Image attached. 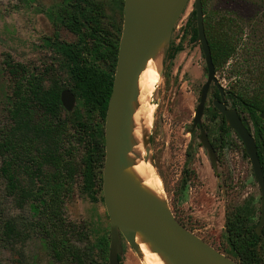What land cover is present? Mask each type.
I'll use <instances>...</instances> for the list:
<instances>
[{
	"label": "trees",
	"instance_id": "16d2710c",
	"mask_svg": "<svg viewBox=\"0 0 264 264\" xmlns=\"http://www.w3.org/2000/svg\"><path fill=\"white\" fill-rule=\"evenodd\" d=\"M260 2L264 7V0ZM203 6L206 34L217 71L236 57L239 50L244 51L230 69L240 88L230 90V97L244 121L249 118L255 126L264 166V118L261 116L264 75L251 78L248 68L264 55V9L259 16L246 21L235 13L218 16L210 12L206 0ZM196 15L194 9L193 20ZM106 17L104 4L98 0L61 3L54 17L56 24L77 36L76 41L65 42L56 31L51 42L55 62L68 75L66 83L59 75H53L51 68L33 72L14 61L10 54L5 58L13 92L8 105L9 121L0 127V181L4 183V196L11 197L19 208L28 206L32 214L30 219L20 221L6 214L5 205L0 202V237L18 252V264H25L23 248L34 234L46 241L58 261L71 259L76 264H89L88 247L78 244L85 241L84 228L67 219L65 205L74 192L78 174L93 199L94 187L98 182L103 185L105 122L122 36V26L107 21ZM196 20L194 40L198 38ZM247 27L251 31L244 40ZM181 47L173 46L169 57H174ZM100 63L107 64V68ZM65 87L79 101L71 113L61 100ZM246 124L251 130L249 123ZM222 128L226 132L225 121ZM79 147L83 148L80 163L77 161ZM253 212L247 205L228 210L226 215V238L241 264H262L264 259V227L258 234L257 223L252 221Z\"/></svg>",
	"mask_w": 264,
	"mask_h": 264
},
{
	"label": "rangeland",
	"instance_id": "374dc122",
	"mask_svg": "<svg viewBox=\"0 0 264 264\" xmlns=\"http://www.w3.org/2000/svg\"><path fill=\"white\" fill-rule=\"evenodd\" d=\"M98 1L104 4L107 21L123 29L124 0ZM62 2L0 0V127L9 121L8 105L13 92V81L5 63L7 54L14 61L38 72L49 66L56 55L51 46L56 31L62 41L77 40L74 33L57 25L54 19ZM206 3L208 10L218 16L235 13L246 21L259 16L264 9L260 0H206ZM194 4L195 0L187 4L174 27L171 40L160 51L151 69L154 75L150 76L143 104H154V120L145 135L143 152L136 144L133 157L138 161L136 168L139 175L144 174L148 165L157 173L160 189L163 190L161 194H164L162 198L185 227L237 260L226 238L227 211L238 206L244 208V204L250 202L255 211L253 221H259L261 188L245 146L235 133L217 150L218 163L214 169L208 150L200 140L199 129L194 133L190 131L201 89L207 80L201 43L192 39L196 20L192 19ZM250 31V27L245 29L244 40ZM176 45H182L181 49L174 57H169L171 48ZM243 52L239 50L236 57L217 71L218 80L226 90L240 89L236 77L230 75V69ZM100 65L107 68L105 63ZM248 68L251 78L264 75V55L256 58ZM58 73L66 83L67 73L64 70ZM214 94L212 85L207 106L212 105ZM228 102L231 104V99ZM78 104L77 99L76 106ZM247 121L254 130L252 120L247 118ZM203 122L211 139L218 136V122L210 113L205 112ZM82 155L83 148L79 147L78 163ZM3 187V181H0V202L5 205L6 214L20 221L30 219L32 214L29 207H17L11 197L4 196ZM93 194L94 199L85 191L83 177L78 174L74 192L65 205V215L69 221L84 228L85 241L78 244L82 248L88 247L89 264H109L111 221L104 202L103 185L98 182ZM121 241L122 264H143L138 252L122 234ZM23 250L25 264H76L71 259H55L46 241L38 234L27 241ZM19 257L18 252L0 237V264H18Z\"/></svg>",
	"mask_w": 264,
	"mask_h": 264
},
{
	"label": "water",
	"instance_id": "95a60500",
	"mask_svg": "<svg viewBox=\"0 0 264 264\" xmlns=\"http://www.w3.org/2000/svg\"><path fill=\"white\" fill-rule=\"evenodd\" d=\"M189 1L124 0L122 36L105 122L103 194L111 221L109 264H120L121 234L139 252L138 233L143 234L155 251L163 254L170 264H241L185 227L164 198L144 188L129 171L137 162L131 152L137 144L133 139V116L140 75L149 60H156L171 40L174 27ZM194 9L197 13L198 40L208 70L194 121L195 126H201V140L215 161V150L203 128L202 116L211 84L215 82L222 94L224 89L216 76V66L206 34L203 0H195ZM61 99L68 111L74 109L76 95L70 89L62 91ZM215 105L243 140L261 186L263 201L260 228L264 225V170L256 139L236 109H229L220 100H216ZM261 116L264 118V112Z\"/></svg>",
	"mask_w": 264,
	"mask_h": 264
},
{
	"label": "bare ground",
	"instance_id": "6f19581e",
	"mask_svg": "<svg viewBox=\"0 0 264 264\" xmlns=\"http://www.w3.org/2000/svg\"><path fill=\"white\" fill-rule=\"evenodd\" d=\"M155 64L154 59H150L146 68L141 73L138 82V98L134 102L135 114L133 116V139L137 143L140 150L143 152V145L146 138V133L154 120L155 106L153 103L144 102V95L147 91L146 87L149 83L150 76L153 74L152 67ZM154 75V74H153ZM145 136V137H144ZM134 150L131 154L134 155ZM138 162V161H137ZM136 162V163H137ZM136 163L130 167L129 171L140 182V184L155 196L162 198L164 194L160 189V184L151 166L148 165L143 175L137 173ZM146 164V163H145ZM142 170V169H141ZM142 173V172H141ZM162 195V196H161ZM137 243L139 245L138 255L142 259L143 264H170L167 258L155 251L152 244L146 240L143 234L138 233Z\"/></svg>",
	"mask_w": 264,
	"mask_h": 264
},
{
	"label": "flooded vegetation",
	"instance_id": "af4514ba",
	"mask_svg": "<svg viewBox=\"0 0 264 264\" xmlns=\"http://www.w3.org/2000/svg\"><path fill=\"white\" fill-rule=\"evenodd\" d=\"M197 40H198V38H197ZM74 42V41H73ZM54 50V49H53ZM203 51V50H202ZM56 56V55H55ZM205 56V55H204ZM21 63V62H20ZM23 64V63H22ZM26 66V65H25ZM28 69H30L28 66H26ZM46 68H51V73L53 74V75H59V70H63L61 67H60V65L59 64H57L56 62H55V57L53 58V61H52V63L49 65V66H46L45 67V69ZM45 69L43 70V71H45ZM31 70V69H30ZM206 70H207V65H206ZM31 71H33V72H35L34 70H31ZM43 71H41V72H43ZM65 71V70H64ZM39 72V71H38ZM66 72V71H65ZM68 76V75H67ZM207 76H208V70H207ZM216 76H217V69H216ZM218 78V77H217ZM207 81V80H206ZM219 81V80H218ZM206 83V82H205ZM204 83V84H205ZM220 83V82H219ZM204 84H203V86H204ZM221 84V83H220ZM212 85H214V88H215V94H214V99H213V101H212V105H210V106H207V102H208V97H209V93H210V90H211V87H212ZM203 86H202V88H203ZM221 86L223 87V85L221 84ZM211 87H210V90H209V93H208V97H207V101H206V104H205V109H204V113H203V116L205 115V112L206 113H210L211 114V117L214 119V121H216V122H218V130H219V134H218V136H216L214 139H211L210 138V136H209V131L207 130V127L205 126V124H204V122H203V116H202V125H203V128H204V130L206 131V133H207V135H208V138H209V141H210V143L212 144V146H213V148H214V150H215V161H214V159H213V157L211 156V154H210V152H209V150H208V148L203 144V142H202V140H201V134H202V128H201V126L198 124L197 126H195V117H196V111H197V108H198V105L200 104V98H201V93H202V89H201V93H200V98H199V104L197 105V108H196V111H195V116H194V119H193V124H192V129L190 130L191 131V133H194L195 132V130L196 129H199V131H200V140H201V142H202V144H203V146L208 150V154H209V156H210V158H211V162H212V165H213V167H214V169H216V167H217V163H218V154H217V150L219 149V148H221V147H223V145L226 143V140H228V138L232 135V133H235L239 138H240V140L242 141V143L244 144V142H243V140L241 139V137L238 135V133L232 128V127H230L229 126V123H228V121H227V118H226V116L217 108V106L215 105V101L216 100H220V101H222V102H224L225 104H226V106L229 108V109H236L237 110V112L239 113V115H240V117L242 118V120H243V123L247 126V120H246V122L244 121V119H243V114H241L240 112H239V110L236 108V107H233L232 106V102H231V104L228 102L229 101V99H231V97H230V91L229 90H226L224 87H223V89H224V93L222 94V92H221V90L219 89V87L215 84V82H213L212 84H211ZM65 89H70V88H68V87H65L63 90H65ZM62 90V91H63ZM71 90V89H70ZM72 91V90H71ZM73 92V91H72ZM74 93V92H73ZM61 94H62V92H61ZM75 94V93H74ZM76 95V94H75ZM77 99H78V97H77V95H76V104H77ZM62 100V99H61ZM231 101H232V99H231ZM63 104V103H62ZM76 104H75V107H74V109L76 108ZM65 108V107H64ZM66 109V108H65ZM73 109V110H74ZM67 110V109H66ZM72 110V111H73ZM68 111V110H67ZM69 112H71V111H69ZM245 115V114H244ZM224 121L226 122V132L223 130V123H224ZM250 125V124H249ZM254 125V124H253ZM251 127V126H250ZM247 128H248V126H247ZM249 129V128H248ZM250 130V129H249ZM250 132L253 134V136H254V138L256 139V136H255V133H256V129H255V126H254V130H253V128L251 127V130H250ZM219 137V138H218ZM256 143H257V147H258V153H259V146H258V142H257V139H256ZM244 146H245V144H244ZM245 150H246V146H245ZM246 153H247V150H246ZM248 154V153H247ZM249 155V154H248ZM250 157V156H249ZM259 157H260V153H259ZM251 160V159H250ZM260 160H261V157H260ZM261 163H262V160H261ZM251 164H252V162H251ZM262 166H263V164H262ZM253 167V166H252ZM254 170V169H253ZM263 170H264V166H263ZM254 175H255V172H254ZM255 178H256V175H255ZM185 180H187V177H185ZM256 180H257V178H256ZM257 182H258V180H257ZM258 184H259V182H258ZM259 186H260V184H259ZM260 188H261V186H260ZM262 201H263V196H262V189H261V207H260V212H261V217H260V220L259 221H253V219H254V213H255V211L253 212V214H252V221L253 222H256L257 223V226H256V229H257V232H258V234H261L262 233V228L264 227V225H262L260 228H259V225H260V223H261V218H262ZM247 205H249L250 207H252L253 208V204L252 203H248V204H244V206H247ZM255 208V207H254ZM226 223V222H225ZM225 229H226V226H225ZM122 248H123V246H122ZM119 260H120V264H122V260H121V253L119 254ZM238 261V260H237Z\"/></svg>",
	"mask_w": 264,
	"mask_h": 264
}]
</instances>
